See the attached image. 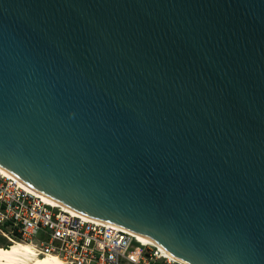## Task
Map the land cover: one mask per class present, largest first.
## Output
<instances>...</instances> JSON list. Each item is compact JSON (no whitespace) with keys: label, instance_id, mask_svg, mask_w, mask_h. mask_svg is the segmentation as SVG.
I'll use <instances>...</instances> for the list:
<instances>
[{"label":"water","instance_id":"water-1","mask_svg":"<svg viewBox=\"0 0 264 264\" xmlns=\"http://www.w3.org/2000/svg\"><path fill=\"white\" fill-rule=\"evenodd\" d=\"M0 166L187 264H264V0H0Z\"/></svg>","mask_w":264,"mask_h":264},{"label":"built area","instance_id":"built-area-1","mask_svg":"<svg viewBox=\"0 0 264 264\" xmlns=\"http://www.w3.org/2000/svg\"><path fill=\"white\" fill-rule=\"evenodd\" d=\"M93 218L45 201L0 169V246L28 242L36 256L55 255L63 264H187Z\"/></svg>","mask_w":264,"mask_h":264},{"label":"bare ground","instance_id":"bare-ground-1","mask_svg":"<svg viewBox=\"0 0 264 264\" xmlns=\"http://www.w3.org/2000/svg\"><path fill=\"white\" fill-rule=\"evenodd\" d=\"M0 169L2 171H4L5 173L10 174L5 169H3L1 166H0ZM18 181L25 188H27L29 191L41 195L44 198L45 201H47L49 203H52L54 205H61V206L65 207V208H68V207H66V206H64V205H62L60 203H57V202L47 198L46 196L38 193L37 191H35L34 189L30 188L29 186H27L26 184H24L20 180H18ZM68 209H70V208H68ZM72 211L77 213V214H81V215H84V216H86L88 218H91V217H89V216H87L85 214L79 213V212H77L75 210H72ZM134 234L137 236V238L140 241L158 247L165 256H169V257H171L173 259H177L174 256H172L170 253H168L160 245H158L155 241H153L152 239H150V238H148L146 236H143L141 234H138V233H134ZM0 264H63V262L61 261V259L59 257H57L55 255L36 256L35 251H34L32 245L30 243L21 242V241H15V242L10 243L8 247L0 246Z\"/></svg>","mask_w":264,"mask_h":264},{"label":"rangeland","instance_id":"rangeland-1","mask_svg":"<svg viewBox=\"0 0 264 264\" xmlns=\"http://www.w3.org/2000/svg\"><path fill=\"white\" fill-rule=\"evenodd\" d=\"M2 241V239H0V242Z\"/></svg>","mask_w":264,"mask_h":264}]
</instances>
